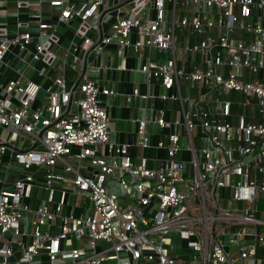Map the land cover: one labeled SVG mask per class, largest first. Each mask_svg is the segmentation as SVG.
Masks as SVG:
<instances>
[{
	"label": "built area",
	"instance_id": "2783aa9c",
	"mask_svg": "<svg viewBox=\"0 0 264 264\" xmlns=\"http://www.w3.org/2000/svg\"><path fill=\"white\" fill-rule=\"evenodd\" d=\"M125 1L131 3L129 15L118 16L106 35L104 0H89L88 7L84 0H49L60 8L56 20L46 19L29 0H18L28 19L20 11H0V170L4 161L24 165L11 186L8 175L0 179V264H22L17 251L25 264H264V122H256L254 114L227 120L234 104L227 96L233 92L244 94L246 106L255 99L264 115V22L253 17L255 8L264 11V0H113L112 5ZM178 1L188 14L169 23L166 4ZM74 17L82 41L66 48L65 64L76 73L68 82L51 72L60 59L58 27ZM235 26L254 40H233ZM176 27L202 36L187 49L206 57L205 70L178 67ZM113 44L121 57L128 47L138 55L148 52L140 70L168 90L184 77L220 96L215 107L210 94L182 103L176 120L160 110L155 122L171 132L157 144L166 156L156 166L144 155L134 162L131 143H112L101 96L115 92L88 76L91 59L105 57ZM154 49L166 57L163 62L152 60ZM32 60L44 64L41 69L36 64L33 73L43 82L25 76ZM222 66L230 67L227 76ZM243 67L259 76L243 80ZM133 95L141 94L135 89ZM136 144L143 152L151 147L146 120L139 121ZM104 146L111 161L102 155ZM182 151L189 158H179ZM116 171L129 195L126 205L109 193ZM35 187L46 196L32 207ZM24 220L30 231L23 229ZM172 231L187 237H167ZM173 237L190 239L192 259L172 254Z\"/></svg>",
	"mask_w": 264,
	"mask_h": 264
},
{
	"label": "crops",
	"instance_id": "0c3cea01",
	"mask_svg": "<svg viewBox=\"0 0 264 264\" xmlns=\"http://www.w3.org/2000/svg\"><path fill=\"white\" fill-rule=\"evenodd\" d=\"M32 5H39L44 17L48 20H56L59 13L58 7L51 6L49 0H29ZM75 2H81V0H73ZM113 0H104V5L101 9L104 10V19L102 24V32L104 35L111 32L112 23L116 20L118 16H128L131 3L125 1L114 5ZM148 15L150 17L154 16V9L152 3L148 5ZM166 18L169 23L173 19L179 18L181 16L187 15V11L184 10L181 1L176 4L174 2H167L166 4ZM0 11L4 12H16L20 11L21 19H28L27 8L21 10L18 9V0H0ZM215 13L216 10H214ZM27 13V14H26ZM254 19L261 20L264 22V11H259L257 8L253 11ZM217 18L216 14H213ZM80 25L79 19H73L69 23L61 24L58 27L57 35L60 37L61 46L58 47V53L60 59L56 62V69H53L51 75H64L68 82H71L75 77V71L66 65V48L70 46L73 42L81 43V38L77 37L76 30ZM216 33H222L223 31H215ZM176 39V49H177V65L179 68L185 71H194L196 69L205 70L206 57L199 52H193L187 49V46L198 42L202 39V36L197 34H192L188 28L176 27L175 30ZM230 36L235 41H243L247 44L254 40V34L249 33L239 27H233L230 31ZM136 36L132 35V39ZM152 60L157 62H163L166 57L160 53L158 50L154 49L151 53ZM225 58L228 56L225 54ZM91 65L88 71V76L91 79L99 81L102 86L108 87L115 93L111 95H102V101L105 104L109 117L113 139L112 143H131L130 154L134 162H139L144 155L148 159L150 166H156L160 161L165 158L166 152L162 149L157 148V144L160 140H167V135L171 132V129H162L156 122L155 118L159 115L160 110L163 108L166 110V118L169 120H176L181 118L182 103L187 106L189 100H199L206 94L211 95L212 105L215 107L218 103L215 99L218 96L217 93H211L209 88L204 83L191 84L189 80L184 77L179 78L177 87L173 89H166L161 81L150 77L149 74L144 80H140L138 72L140 69L147 64L148 52H144L141 55L135 53L133 48L128 47L125 50L123 57L118 55L116 45L113 44L107 48V53L105 57L102 58H92ZM71 61V60H70ZM221 72L227 76L230 70L229 66H222ZM143 72V71H141ZM9 75V74H8ZM13 75V72H12ZM11 76V75H10ZM240 76L243 80L249 81L254 80L259 76V73L251 72L248 68L243 67L240 70ZM40 77V76H39ZM264 81V74H263ZM40 82H43V78L40 77ZM138 89L140 96H134V90ZM143 95H148L146 98ZM166 95V98H163ZM223 98V97H222ZM234 101L232 107L231 116L227 118L230 122L236 123L237 116L240 114H245L249 119L251 114H254L256 122H264V115L260 113L258 104L255 99H253V104L251 106H246L241 102L244 100L245 96L239 92H233L231 95L227 96ZM224 99V98H223ZM238 108V109H236ZM235 109V110H234ZM147 121V133L150 137L151 147L145 150L136 144L137 141V129L139 121ZM200 129L195 131L196 138L201 135ZM184 144V141H183ZM187 144V142H186ZM184 144V145H186ZM102 155L111 161L112 157L107 156L106 147H102ZM188 151H182L178 154L179 158L187 159L189 158ZM8 159V157H6ZM11 162L4 161V169L0 172L4 173L5 176L8 175L9 186H11L14 180L23 172L16 171L9 168ZM87 164V162L85 163ZM88 165V164H87ZM8 173H7V172ZM120 173L116 171L114 175L109 179V181L119 180ZM1 187V185H0ZM114 189H118L115 187ZM120 194L118 197L124 196L125 191L119 189ZM124 191V192H123ZM46 196V192L42 187H35L34 195L31 200V206L37 207L41 198ZM80 199H77V202ZM30 216V214H29ZM23 229L25 231H30V227L27 226V222L23 221ZM56 231V228H55ZM30 235L26 238L30 240ZM176 239V240H174ZM180 242H177V241ZM173 241L177 244V248L185 251L190 249L188 244H183L181 239L173 237ZM69 247V244H67ZM179 256V254H177ZM181 257V256H179ZM16 260L22 263V252L17 251ZM23 264V263H22Z\"/></svg>",
	"mask_w": 264,
	"mask_h": 264
},
{
	"label": "water",
	"instance_id": "95a60500",
	"mask_svg": "<svg viewBox=\"0 0 264 264\" xmlns=\"http://www.w3.org/2000/svg\"><path fill=\"white\" fill-rule=\"evenodd\" d=\"M86 3H88L87 7L89 6V0H84ZM58 9L60 10V8L58 7ZM75 19V17L73 18ZM72 19V20H73ZM22 30H27V28L23 27ZM29 30H31L32 32L34 33H37L38 32V29L37 28H30ZM16 59H14L12 61V64H14ZM37 64V61L36 60H32L31 61V65L30 67H28L25 71V76L28 77V78H31L33 76V73H34V70H35V65ZM148 73L147 72H141L139 71L138 72V76L140 78V80H144L146 77H147ZM6 104L8 105L9 104V101H6ZM111 127H113V125H111ZM11 129H15V126L14 125H11L10 127ZM114 133H112V136H111V139H113V135ZM184 141V144H186V139L183 140ZM9 168L10 169H13V170H16V171H20V172H23L24 171V165L17 162V161H12L9 165ZM88 173H90V171H88ZM115 187H117L118 189H114ZM108 189H109V193L112 194L114 193L115 195H119L120 194V191L119 189H123L125 191V187L121 185V182L120 180H113V181H109L108 182ZM123 191V192H124ZM174 235H182L183 237H187V232H177V231H172L170 233H168L166 236L167 237H170V236H174ZM8 238H10V236L8 235ZM222 239L223 241H226V235H223L222 236ZM67 255H71L70 253L67 254ZM22 263L25 264L27 263V260L23 259L22 260ZM9 264H18L16 262H10Z\"/></svg>",
	"mask_w": 264,
	"mask_h": 264
},
{
	"label": "rangeland",
	"instance_id": "374dc122",
	"mask_svg": "<svg viewBox=\"0 0 264 264\" xmlns=\"http://www.w3.org/2000/svg\"><path fill=\"white\" fill-rule=\"evenodd\" d=\"M24 57H26V59H29V53L26 52V53L24 54ZM37 67H38L39 69H41V68L44 67V64L41 63V62H39V63L37 64ZM8 74H9V76H10V75L12 76V70H9V71H8ZM33 80H34L35 82H40V81H41V80H40V77H39L38 74H35V75L33 76ZM4 178H5V174L2 173V172H0V179H4ZM118 199H119L118 201H119L120 204H122V205H126L127 203H130L129 195L120 196V197H118ZM177 238H178V239H181V241H182L183 244H187V243L190 242V239H184V238H182V237H177ZM174 240H176V239H174ZM172 241H173V239H172ZM173 242H174V241H173ZM177 242H180V241L178 240ZM71 247H72V244L69 243V248H71ZM231 248L234 250V249L236 248V246H231ZM178 251L181 252L182 250L179 249ZM234 264H236V263H234Z\"/></svg>",
	"mask_w": 264,
	"mask_h": 264
},
{
	"label": "trees",
	"instance_id": "16d2710c",
	"mask_svg": "<svg viewBox=\"0 0 264 264\" xmlns=\"http://www.w3.org/2000/svg\"><path fill=\"white\" fill-rule=\"evenodd\" d=\"M236 109H238V108H236ZM235 110V109H234ZM229 121H230V118H229ZM180 248H175L173 251H172V254L173 255H177V254H179V256H181L186 262L187 261H189L190 259H192V257H193V251L191 250V249H188V250H186V253H185V251H181V252H179L178 250H179ZM178 256V255H177ZM178 256V257H179ZM180 257V258H181Z\"/></svg>",
	"mask_w": 264,
	"mask_h": 264
}]
</instances>
